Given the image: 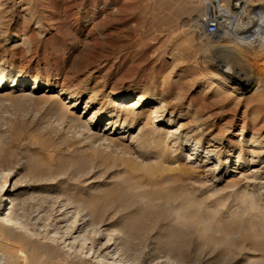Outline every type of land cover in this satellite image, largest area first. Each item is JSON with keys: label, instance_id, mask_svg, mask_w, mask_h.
Returning <instances> with one entry per match:
<instances>
[{"label": "rangeland", "instance_id": "374dc122", "mask_svg": "<svg viewBox=\"0 0 264 264\" xmlns=\"http://www.w3.org/2000/svg\"><path fill=\"white\" fill-rule=\"evenodd\" d=\"M234 1L222 0L225 5ZM202 4L0 0V71L27 78L22 91L0 89V187L16 191L15 214L27 228L23 233L0 223V264H14L12 250L19 260L20 252H34L35 260L26 264H87L83 254L68 258L61 245L48 240L58 226L68 229L76 216L77 223L86 219L82 230L94 245L114 231L120 242L128 243V255L142 264H247L239 260L246 253L259 257L250 264H264V249L254 251L240 237L223 241L220 231L229 228L227 214L201 236L195 219L205 211L186 210L190 202L240 209L232 191L243 183L240 174L254 169L262 171L258 192L264 187V161L253 157L259 151L254 141L264 140V49L240 45L232 33L209 39L194 25ZM245 8L252 16L264 8V0H245ZM261 24L256 21L250 32L264 29ZM15 32L18 37L9 40ZM232 47L242 59L220 53ZM219 63L245 73V80L240 74L231 79L239 89L213 79ZM247 82L253 88L243 91ZM138 97L137 121L132 123L125 107ZM156 107H161L164 123L150 125ZM109 113L115 115L99 121ZM88 120L92 133L100 136L85 132L82 123ZM117 120L115 128L103 132ZM189 155L210 160L205 171L197 164L190 167ZM238 155L246 167L224 174L223 161ZM219 176L218 184L203 185ZM155 179H164L166 186L184 184L185 199L162 203L151 214L131 198V191ZM180 205L186 225L181 228L174 219ZM35 214L40 222L32 219ZM64 214L66 222L59 225L55 220ZM94 231L98 233L91 238ZM20 239L26 245L16 244Z\"/></svg>", "mask_w": 264, "mask_h": 264}, {"label": "bare ground", "instance_id": "6f19581e", "mask_svg": "<svg viewBox=\"0 0 264 264\" xmlns=\"http://www.w3.org/2000/svg\"><path fill=\"white\" fill-rule=\"evenodd\" d=\"M252 14L253 15H252L251 22L254 23L253 27H252V24H250V27L246 29L245 32H243V30L236 31L235 29L234 30L230 29L229 31H226V33L234 34V37L237 40V43L239 44L241 43L242 45H246L249 47L256 46L259 49H264V29L258 28L250 32L254 28L256 21L264 23V19L261 18L262 16H264V8L257 9L253 11ZM261 26L262 28H264V24H261ZM17 37H18V34L15 32L12 34L11 37H9V40L16 39ZM220 53L221 54L226 53L231 57H235V59L236 58L242 59V57H240L241 54L239 53L238 49L235 47L225 48L224 50H220ZM219 62L221 61L219 60ZM226 64L225 65L223 63L218 64V71H217L218 73L217 75L213 77V79L216 80L220 84L230 86L233 90H237L239 89L238 86H236V83L232 81L231 79L232 77L236 75L238 76L240 74V77H242L245 80V75H244L245 73L244 74L241 73L240 71H238L239 69L236 70L233 68V70H231L228 68L229 66H227ZM26 81H27V78L25 76H18V75L17 76H4V71H0V89H7V90H12V89L18 90L19 89V91H22L23 90L22 87H24V84ZM34 83H36V80H34ZM253 85L254 84L252 82H247L241 89L243 91H249L253 88ZM49 87L50 85L43 86L44 89H47ZM41 88L32 87L31 89L33 90V89H41ZM125 99L126 97L123 96L119 98L118 101H123ZM141 99L142 98L138 97L135 101H133L132 103H130L129 105L125 107L126 109L125 116H131V119L127 118L129 119L128 120L129 122L135 123L137 121V118L135 117L138 116L137 110L140 107ZM160 108L161 107L155 108L154 115H152L151 119L148 121L150 125H154L155 123H159V124L164 123L163 122L164 120H162V116L158 114V111ZM114 115L115 114H110V113L104 114L99 118V121L103 120L104 118L105 119L111 118ZM117 117L118 115H116V118ZM117 122L118 120L115 122H110V123L107 122L108 124L104 127L103 132L107 130H111V128L107 129L108 126L115 128L118 124ZM91 123L92 121L88 120L87 122H83L82 126L85 132L89 136H91L92 138H96L97 135L98 136L100 135L92 133ZM169 123H170L169 120L165 121V124L167 126L169 125ZM120 130L125 131L123 126H121ZM121 134L124 135V133H121ZM123 135H119V138L120 139L123 138ZM101 136H104V135L101 134ZM253 145L259 148V151L255 152V155H253L254 158H257V161L255 162L264 161V140L256 139ZM196 150H197L196 147L193 148V151H196ZM192 154H195V152H193ZM229 156H232V154ZM209 162L210 160H208L207 158L203 160L202 162H200L198 161V158L196 157L193 158L192 155L187 156V163L190 164V167L193 164H197L198 169L201 171H205ZM251 162H254V161H251ZM244 167L246 166L245 164L242 163L241 155H238L236 160L234 161L230 159H226L225 161H223L222 170L224 174H226V173L231 172L232 169L240 170V169H243ZM261 172H262L261 169H254L250 171L249 173L240 174V177L242 178L241 180H243L242 185L241 186L239 185L240 187L237 189H234L235 187L232 188L234 189L232 191V196H234L233 202L239 203L240 205V209L235 208L237 211L235 210L234 212H231V209H232V208L230 209L231 205L227 207V205H224L218 202L216 204L217 207L214 209H211L210 207L206 205H202V203L200 205H196L193 202H190V204H188L189 207H187L186 210L189 212L197 213L198 211L200 212L201 210H203V212L205 211L204 214L206 215L202 216L201 214V216L200 215L196 216V219H195L197 225H199L201 228V232H200L201 236H204L207 233H209L211 231V226L214 224V222H216V220L221 214L225 213L227 214L226 220L229 224V228L227 231H223V232L219 230L221 234L223 235V241L225 243L227 244H229L230 242L232 243L237 238L240 237L243 239L242 241L249 242V245L254 249V251L264 249V187H262L261 192L260 191L258 192L257 190V186L259 184H262L260 183L262 179ZM221 177L222 176H219L218 178H215L214 180L213 179L205 180L203 182V185L207 184L208 187H211L215 185L216 183L218 184L221 181ZM166 182L167 181H164V179L163 180L155 179L152 181H147L144 184L139 185L138 187L136 186V190L134 189V191L133 190L131 191V198L134 199L139 204H142V206H147L151 214L155 210V208L159 205H162V203L165 205H168L170 203L175 204L177 201H183L188 191V190H185L186 189L184 188L185 185L179 184L177 186H166ZM188 184L191 185V183H187V185ZM125 189H127V187ZM15 192L16 191L14 189L5 188V186L0 187V223L5 226L15 227L16 229H19L21 232L27 233V228H25L23 223L20 221V219L15 214V208L18 205V202H15L16 200L14 199V195L16 194ZM124 198L125 196L123 195L118 196V199L121 202L122 206H126L127 204ZM4 202H8L9 207L4 206V204L2 206L1 204ZM223 209H225V211ZM181 210H182V205H180L174 211V219H175L176 225L179 226L180 228L186 227V225L184 224L182 220L183 217H181V212H180ZM187 215H189V213H187ZM66 217H67V214L58 216L55 221L59 225H62L63 223L66 222ZM40 218L41 216L39 214L37 215L35 214V216L32 219L35 222H40L39 221ZM75 219H77V216L75 217ZM75 219L73 222H71L68 229H66L65 231L58 230L62 228V226H58L55 230L53 229L54 230L53 235L48 236L49 241L58 243L59 245H61V249H65L67 253L64 256L69 258L68 255H70L71 253L76 257L78 256V252H79V254H83L82 257L85 260V263L87 264H142V262H140L139 260L135 261L133 260L132 257H130V255H128L127 247H126L128 246V243L126 242L125 239L124 241L120 242L119 240L120 235L118 236L117 233L112 231L109 235H107L108 237L103 242L99 243V245L96 246L94 245L95 243L90 238H87V234H86L87 232L82 230L86 226V219L84 218V216L79 219L78 223L77 221H75ZM97 233L98 231L95 233V235H91L90 237L91 238L92 236L95 237ZM16 244L26 245V242L20 239L17 241ZM7 247L8 246H4L3 248L9 249ZM32 253L35 254L34 252ZM33 254H29V255L27 254V256H23L22 253L20 252L19 256H22L23 260H19L18 255L14 253L13 250L12 252L9 253L11 257H14L13 259L14 261L12 260L14 264H23V263L26 264V261L29 262L34 259ZM246 255L247 256L239 257V260L245 261L247 264H250V263H253L254 261L257 262L259 258L254 253H246ZM78 260L80 259L78 258ZM67 261L66 262L65 261L56 262V264H72L71 262H67ZM260 261L264 262L262 260ZM153 263H154L153 260L148 262V264H153ZM174 264H178V263L175 262Z\"/></svg>", "mask_w": 264, "mask_h": 264}, {"label": "built area", "instance_id": "2783aa9c", "mask_svg": "<svg viewBox=\"0 0 264 264\" xmlns=\"http://www.w3.org/2000/svg\"><path fill=\"white\" fill-rule=\"evenodd\" d=\"M202 11L194 25L211 40L231 30H246L252 24V16L245 13V0H236L225 5L222 0H201ZM242 28V29H241Z\"/></svg>", "mask_w": 264, "mask_h": 264}]
</instances>
